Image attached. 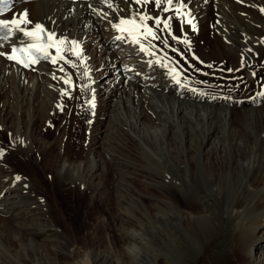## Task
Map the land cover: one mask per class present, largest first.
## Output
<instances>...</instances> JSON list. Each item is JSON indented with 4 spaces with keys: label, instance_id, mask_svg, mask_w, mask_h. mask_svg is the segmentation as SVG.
I'll list each match as a JSON object with an SVG mask.
<instances>
[{
    "label": "bare ground",
    "instance_id": "obj_1",
    "mask_svg": "<svg viewBox=\"0 0 264 264\" xmlns=\"http://www.w3.org/2000/svg\"><path fill=\"white\" fill-rule=\"evenodd\" d=\"M166 1L157 6V0H14L3 14L4 20L15 13L29 25L43 24L61 39V49L29 69L0 55V264L7 262L1 254L6 236L18 251L11 264H41L42 254L61 253L78 258L75 264H90L92 235L86 233L84 251L77 249L59 196L70 203L96 196L118 212L130 194L142 203L136 182L143 180L134 162L140 161L137 144L146 114L156 126L148 133L155 138L151 147L166 155L169 177L163 202L173 259L166 264H264V0ZM176 4L184 5L181 12L165 11ZM10 27L0 53L26 40L19 27ZM171 57L183 66L178 72ZM187 62L195 69H187ZM240 74L246 84L238 92L228 88L225 78ZM63 84L68 89L61 91ZM129 108L137 117L128 115ZM111 113L122 126L108 147L103 139ZM58 117L67 122L68 139L55 147ZM78 124L89 135L74 144ZM104 156L114 160L112 167L104 166ZM36 169L46 173L47 185ZM118 172L125 181L121 191ZM10 232L25 243V255ZM60 236L64 248L54 241Z\"/></svg>",
    "mask_w": 264,
    "mask_h": 264
},
{
    "label": "rangeland",
    "instance_id": "obj_2",
    "mask_svg": "<svg viewBox=\"0 0 264 264\" xmlns=\"http://www.w3.org/2000/svg\"><path fill=\"white\" fill-rule=\"evenodd\" d=\"M189 30H192V27L189 28ZM187 39H184V41ZM188 41V40H187ZM187 44V43H185ZM175 48V47H174ZM176 49V48H175ZM190 51V49L188 48ZM176 55L179 56L182 60H187V56L185 53L180 52L176 49ZM197 61V59H194ZM187 69L194 70V65H191L187 62L186 64ZM60 66H55L54 68L56 70L59 69ZM192 73H196V71H190ZM186 73V72H185ZM203 78V76H201ZM230 78V79H229ZM244 78L242 75H238V77L231 78L230 76L226 77L224 82L226 85H228V88L234 89L238 92L239 89H241V85H245L246 83L243 82ZM233 81V82H232ZM236 81V82H235ZM256 82H251L250 84H247L248 86L252 87L253 84H257ZM232 83V84H231ZM241 83V84H239ZM244 83V84H243ZM231 84V85H230ZM236 84H239L236 86ZM59 89L61 91H64L68 89L67 84L59 85ZM63 86H66L63 88ZM71 90H73V86H70ZM237 87V88H236ZM57 90L59 92L60 90ZM238 89V90H237ZM121 99H124L120 97L118 98L117 103L121 105ZM116 104V105H118ZM82 103H80V120L82 121V114H83V108ZM92 105V104H91ZM113 105L111 110H115L117 106ZM121 107V106H119ZM101 108H99V111ZM131 110V111H130ZM138 111H133L131 108L128 109L127 113H129V116L135 115L137 117ZM92 115V112H91ZM98 119L103 118L100 116V114L96 115ZM112 116V113H111ZM149 116V117H148ZM111 118V119H110ZM108 121V126L106 129L104 136V143L105 146L112 147V142L114 141V134L121 130V126L118 124V120L116 119V116L110 117ZM151 118V119H150ZM113 119V121H112ZM116 119V120H115ZM150 119V120H148ZM148 122H147V121ZM55 125H59L62 127H59L57 130V133L53 136H56V143H54L55 147L62 145L67 142L68 139V131L64 130L66 128V124L64 119L58 117L55 120ZM150 122V123H149ZM57 123V124H56ZM65 123V124H64ZM115 123V124H114ZM113 127H111V126ZM115 125V127H114ZM117 125V126H116ZM151 125V126H150ZM154 125V126H153ZM257 129V126L253 125ZM64 127V128H63ZM111 127V128H110ZM156 126L152 120V117L149 114L145 115V123L142 125V131L137 133V129L135 130L133 135L139 134L144 138H139V142L137 146L141 149L139 151L141 152L140 161L134 162V164H138L137 169L140 175V178L143 181L136 182V185L139 186L138 188H141L140 190L144 192V194L139 193L136 197L140 198L142 200V203L137 200L134 196L131 194L129 195V201L127 203V206L123 210H115L111 205L110 208H106L101 201H99L96 196H94L92 199L86 195H84L81 198H76L73 200V203L68 202V200L65 198L66 196H59V206L61 207V210L64 214V218L66 223H68L67 227H70L74 237H75V246L77 249H80V251L85 250V243H86V233L90 232L91 237L93 240L91 241V250L89 253V260L90 264H155L154 260H156L160 264H166L167 261H170L173 259L171 256H169V251L167 247V216L166 214L167 209L165 206V203L163 201L166 200V192H167V186L169 184V177L166 173L165 167L163 166L166 162V155H157L155 150L151 147V144L155 143V138L151 140V137L148 138V133L151 132L153 129H155ZM146 128V129H144ZM264 128V127H263ZM55 126H50V132H55ZM81 129V130H80ZM115 129V130H114ZM110 130V131H109ZM112 130V131H111ZM147 130V131H146ZM149 130V131H148ZM83 129L81 128V124H78L76 129L73 132V143L77 144L79 143L80 139L83 138L81 136H88V134H83ZM66 132V133H65ZM132 132V131H131ZM142 132V133H141ZM263 130L261 129V134ZM83 134V135H82ZM66 135V136H65ZM146 135V136H145ZM264 135V133L262 134ZM110 136V138H109ZM20 138V136L18 135ZM61 138V139H60ZM112 139V140H111ZM66 140V141H65ZM109 140V141H108ZM111 141V142H110ZM154 141V142H153ZM61 142V143H60ZM143 143V144H142ZM111 144V145H110ZM56 149V148H55ZM57 150V149H56ZM154 151V152H153ZM1 152H3V148L1 149ZM106 155V154H105ZM103 163L104 166L112 167L114 160L109 159L107 156L103 157ZM107 159V160H106ZM111 160V161H110ZM142 162V163H141ZM144 164V165H143ZM104 166L102 165V168L104 170ZM153 169V170H152ZM38 170V169H36ZM144 171V172H142ZM147 172V173H146ZM41 176L42 183L47 185L45 182L48 183V179L46 178L45 174L42 171L38 170L37 172ZM119 174V189L120 191L124 188L122 184H124V175L123 173L118 172ZM151 173V174H150ZM148 174V175H147ZM110 175V174H109ZM144 175L145 177H142ZM116 175H114L115 177ZM122 176V177H121ZM121 179H123L121 181ZM112 178H108V186L107 188L110 189L108 192V195L112 196V185H111ZM154 181V183H153ZM134 182V181H133ZM142 184V185H141ZM161 188V190L159 189ZM153 190V191H152ZM157 192L154 194V196L150 195V193ZM102 195V192L101 194ZM111 196L109 197L111 199ZM253 195H250V198H252ZM92 200V201H91ZM113 200L110 201L112 203ZM156 202L162 203L161 208H158V206H154ZM42 206V205H41ZM163 206V207H162ZM113 209V210H112ZM256 211L253 209L249 217L253 218L254 212L259 211L257 208H255ZM108 210V211H107ZM156 212V213H155ZM252 214V215H251ZM150 215V216H149ZM158 215V216H157ZM248 218V216H247ZM249 218V219H251ZM65 229L68 231V228L65 227ZM10 232L9 236L10 239L13 242H17L16 237L14 233ZM95 233V234H94ZM133 233L134 235L131 236L129 234ZM122 234V235H121ZM63 236V235H62ZM62 236L56 237L58 240H55L56 242L60 243V247L64 248L65 243L62 239ZM101 238H99V237ZM121 236V237H120ZM85 237V238H84ZM98 237V238H97ZM97 238V239H96ZM165 238V239H164ZM6 239V240H5ZM103 240V241H102ZM88 241V240H87ZM102 244V245H101ZM19 250L23 255H25V243H18ZM63 245V246H62ZM12 244H10L9 240L4 238V242L1 244L2 249V256H5L7 259V264H11L17 258L18 251L13 248H11ZM130 246V248H129ZM135 246V247H134ZM94 248V249H93ZM128 248L131 253H126L125 249ZM135 248V249H134ZM9 251L6 253V251ZM64 251L63 249H61ZM99 250V251H98ZM102 250V251H101ZM105 250V251H103ZM108 250V251H107ZM93 251V253L91 252ZM95 251V252H94ZM11 252V253H10ZM102 252V253H101ZM6 253V254H4ZM106 255H105V254ZM138 253V254H137ZM45 255V257H44ZM94 255V256H91ZM98 255L106 256V259H101L99 257L97 259ZM109 255V256H108ZM44 257V258H43ZM91 257V259H90ZM94 257V258H93ZM171 257V258H169ZM78 258H72L70 254H59L57 257L51 254H42L41 255V264H75L74 262L77 261ZM95 260V261H94ZM100 260H104L99 262ZM94 261V262H93ZM154 261V262H153ZM4 263V264H6Z\"/></svg>",
    "mask_w": 264,
    "mask_h": 264
},
{
    "label": "snow or ice",
    "instance_id": "obj_3",
    "mask_svg": "<svg viewBox=\"0 0 264 264\" xmlns=\"http://www.w3.org/2000/svg\"><path fill=\"white\" fill-rule=\"evenodd\" d=\"M168 3L171 4L172 3V0H168ZM157 6H159V0H157ZM183 6H184L183 4L180 5V7H183ZM28 22L29 21H27V20H23V21H20V20H0V29H7L9 32H11L12 29L9 27L10 24L16 25L17 27H19L20 23H28ZM187 22L189 24H192V20H188ZM121 23H125V21H121ZM157 23H159V21H157ZM167 26L168 25L165 24V27H167ZM192 27L194 28L195 25L192 24ZM35 28H36V32L25 31L24 32V35L25 36H36V33L37 32H43L44 31L43 28L41 27V25H38L37 24L35 26ZM37 38H39V37H37ZM49 39H51V37H49ZM34 46L35 45H33V47ZM13 51L15 52V49H13ZM0 55H3V53H0ZM9 58L11 59V58H14V57H11L10 56ZM66 83H67V81H66ZM17 179H19V177Z\"/></svg>",
    "mask_w": 264,
    "mask_h": 264
}]
</instances>
